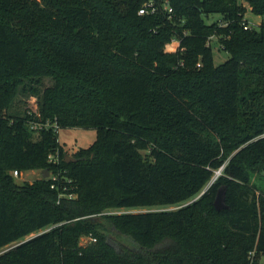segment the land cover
Here are the masks:
<instances>
[{"label": "trees", "instance_id": "obj_1", "mask_svg": "<svg viewBox=\"0 0 264 264\" xmlns=\"http://www.w3.org/2000/svg\"><path fill=\"white\" fill-rule=\"evenodd\" d=\"M32 120L97 136L68 161ZM159 205L178 207L94 215ZM35 232L0 264H264V0H0V249Z\"/></svg>", "mask_w": 264, "mask_h": 264}, {"label": "rangeland", "instance_id": "obj_2", "mask_svg": "<svg viewBox=\"0 0 264 264\" xmlns=\"http://www.w3.org/2000/svg\"><path fill=\"white\" fill-rule=\"evenodd\" d=\"M220 17H221L220 14H213L207 19V22L212 23L213 21L219 19ZM245 17L249 19L250 21H254L256 24H261V19L257 15L252 13L250 7L247 8ZM216 39L217 38H214V41L212 42V49L214 53L215 64L218 65L226 61L231 55L228 50L221 47L220 43ZM178 43H179L178 40H173L167 43L165 45V50L175 51L178 48ZM44 79H45V82H44L45 86L51 85L52 81L49 80L48 77ZM44 85L32 83V87H34L35 89H38L39 91H42L44 89ZM17 107L18 108L16 109L28 108L32 112L38 113L39 111L38 97L30 93L20 94L17 100ZM96 136H97V131L93 127H72V128L62 129L59 133V140L61 143L64 144L67 155L72 156L76 149L80 147H87L90 144H92L94 140L96 139ZM42 171H43L42 168L24 171L22 172V175H20L17 178L20 181H23V180L33 181L36 178H40L42 176ZM177 207H178L177 205H159V206H151V207H124L121 209L110 207V208H106V210H104L103 212H100L94 215L104 216L108 212L121 213L122 211L123 212H141V211H148V210H153V211L171 210V209H176ZM104 233H107L108 240L110 241V243L114 245H117L118 242H122L124 244H130V245L134 244V242L132 241L130 237L125 236V235H120V234L118 235L117 232L115 231H110V232L104 231ZM35 234L36 232L28 235L27 237L21 240H18L9 245H6L5 247L0 249V254ZM95 236L96 235L93 232L86 233L79 238V244L88 245L91 242H94L92 239Z\"/></svg>", "mask_w": 264, "mask_h": 264}, {"label": "built area", "instance_id": "obj_3", "mask_svg": "<svg viewBox=\"0 0 264 264\" xmlns=\"http://www.w3.org/2000/svg\"><path fill=\"white\" fill-rule=\"evenodd\" d=\"M151 6V5H149ZM148 5L147 7L141 8L140 9V13L143 14L147 11ZM222 25H226L227 23H221ZM260 24H256L254 21H250L249 19H245L243 26L245 29H249L251 27H259ZM214 36H212L211 38H213ZM179 46V43H178ZM177 50V49H176ZM30 128L36 132H39L42 129H46V128H53L54 131L58 134V139H59V133L62 130V128L60 127V125L57 122H51L50 120H46V121H39V120H32L30 122ZM61 159V154H60V150L59 148H57L55 151L49 153L48 155V162L52 163V164H58L60 162ZM220 173V170L217 171V175ZM13 174L15 177H19L20 175H22V172L18 171L17 169L13 170ZM53 179L56 180L58 179V175L54 174L52 175ZM54 187V185H52ZM93 241H96L97 238L94 237L92 239Z\"/></svg>", "mask_w": 264, "mask_h": 264}, {"label": "water", "instance_id": "obj_4", "mask_svg": "<svg viewBox=\"0 0 264 264\" xmlns=\"http://www.w3.org/2000/svg\"><path fill=\"white\" fill-rule=\"evenodd\" d=\"M67 158H68V159H67L68 161H69V160H73V161L76 160L75 157H72V156H69V155H67ZM48 175H49V170H48V169H44V171H43V176H44V177H47ZM204 191H205V190H204ZM204 191H203L201 194H203ZM225 192H226L225 187H221V188L219 189L217 195H216L215 206H216L217 209H221L222 207L225 206ZM201 194H200V195H201Z\"/></svg>", "mask_w": 264, "mask_h": 264}]
</instances>
